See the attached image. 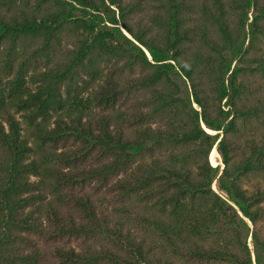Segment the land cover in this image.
I'll use <instances>...</instances> for the list:
<instances>
[{
  "label": "trees",
  "instance_id": "trees-1",
  "mask_svg": "<svg viewBox=\"0 0 264 264\" xmlns=\"http://www.w3.org/2000/svg\"><path fill=\"white\" fill-rule=\"evenodd\" d=\"M19 1L29 0H0V50L20 35L43 37L35 58L51 52L66 26L83 34L65 62L36 74L35 90L26 86V61L16 71L11 100L0 86V264H45L31 236L51 246L58 264H264V99L252 101L244 82L264 78V53L251 57L264 39V4L234 0L240 21L231 29L221 23L224 5L215 1L219 17H212L223 39L207 45H222L228 56L213 57L192 51L186 13L195 0H155L151 25L133 19L143 11L141 0H36L38 9L51 7L20 19L1 12ZM95 54L124 59L141 76L121 85L111 74L86 99L71 95L80 69L98 77ZM4 63L11 73L12 63ZM143 92L149 95L138 101L140 109L117 111L123 98ZM20 112L34 126L36 148ZM72 143L81 149L44 152ZM214 150L217 166L209 161ZM36 151L44 152L43 161L33 158ZM92 156L100 164L81 170ZM52 160L60 167H48ZM92 182L113 196L116 214L88 192L76 194ZM48 187L56 205L26 212ZM131 219L150 224L159 243L138 240L127 227ZM157 246L173 259L158 258ZM29 248L35 251L27 255Z\"/></svg>",
  "mask_w": 264,
  "mask_h": 264
},
{
  "label": "rangeland",
  "instance_id": "rangeland-1",
  "mask_svg": "<svg viewBox=\"0 0 264 264\" xmlns=\"http://www.w3.org/2000/svg\"><path fill=\"white\" fill-rule=\"evenodd\" d=\"M131 1L134 2L135 0ZM141 1L143 2V11L133 19L134 21H136L137 18L141 16L144 18L146 24L151 25V19L154 13L157 11L158 2L155 0ZM215 1L216 0H195L192 11L186 13V26L187 28H190L192 30L189 35L190 39L193 41L191 43V47L193 46L192 51L200 50V52H206L213 57H217L218 52L222 53L225 56H228V53L222 50V45L217 49H215L214 47V50L210 49V46L208 48L207 45L208 43L212 42L220 43L223 39L220 25L217 19L215 17H212L214 16L213 14L217 15V12L215 10L216 7L214 4ZM221 3L224 5V9L227 13L226 17H224V20H221V23L223 24V22L225 21V24L230 25L231 29H234L236 24H239L240 21V16L236 12L235 1L221 0ZM259 3L264 4V0H259ZM50 7L51 4H44L40 9H38L36 0H29L25 2L19 1L16 5L13 6L10 11L4 8L1 9V12L9 17L20 19L24 15H42L44 12H46V9ZM206 8L209 9L207 13L205 12L207 10ZM249 16L251 19H253L256 16V13L251 11L249 13ZM217 17H219V15H217ZM203 31H206L208 33L207 40L203 34ZM82 34V31L77 29L76 26H66L65 30L59 33L58 37L60 41H54L52 43L51 52H37V57L35 58H32V56L34 55L35 51H39L42 44L44 43L45 39L43 37L32 38L20 35L15 37L14 39L5 40L0 50V86L5 90L7 99L11 100L14 96V92L11 90V86L15 79L16 71L19 70L23 62H28V67H26L28 71V73L26 74V86L30 89L35 90L36 82L34 81V77L36 76V74L52 69L56 67V65L65 62L71 55V53L76 50V46L79 43L78 40L79 38H82ZM128 37L131 38L130 36ZM246 45L247 47L249 46V40L247 41ZM262 53H264V39H262L261 43L259 44V48L251 52V57L252 59H259ZM92 58L95 61L93 63V67L95 68V72H98V77L93 78L90 75H87L83 69H80L78 75L72 83L73 92H71V95H79L81 98L86 99L88 96H91V93L98 89L100 86L105 85V82L108 80V77L111 74L117 82L119 81L121 85L141 76L140 68L136 67L133 71L130 70L128 67H125L126 60L114 57L113 54L99 55V57H97V55L95 54ZM4 61L12 63L13 70L11 73H9V69L5 67ZM253 66L255 67L256 65ZM118 67L120 68L117 70ZM244 82L246 85L250 86V89L254 94L252 96V101L257 99L255 102L257 103L259 100L264 99V78L261 75L246 77L244 79ZM68 90L69 83L65 84V86H63L62 88L63 96L65 99L68 98ZM148 95L149 94L143 92L142 94L130 95L127 98H123V102H121V104L118 105V108L116 109L117 111L119 110L120 112H125L127 115L131 114L133 109H140L139 106H136L138 101H140L142 98H146V96ZM13 112L16 113L15 111ZM25 113L26 112H20L17 113L16 116L22 123L23 129L25 130V136L30 140V144L34 148H36V143L38 142L33 138V135L31 133L34 130V126H30L27 123L28 120L24 117ZM209 132L213 133L212 131ZM77 149H81L80 143H72L66 148L62 147L53 151L49 148H45L44 152H46L47 154H49L50 152L61 153ZM44 152L36 151V153H34L33 155V158H35L37 161H43L42 157L44 155ZM209 161L212 166H217L221 163V157L216 150H214V152L210 154ZM52 162L53 163H46L48 167H60V165H57L56 161L52 160ZM99 164L100 162L97 157L92 156L86 162H84V164L81 166V170H89L91 167L98 166ZM70 170L71 169H65L66 172H69ZM42 179V175L31 176L30 178L31 182L33 183L41 182ZM45 180L49 181V178L47 177L45 178ZM95 183L96 182H92V184L88 185L84 191H77L76 194L80 196L88 192L93 196L94 201L104 208L105 212L109 214H116V212L114 211V206L110 203V200L111 198H113V196L110 193H107L106 189L98 188L97 186H95ZM69 190V187L65 189L67 193H70ZM43 195H45L46 197L36 206L27 208L26 212L34 210V212L36 213L39 210L46 209V204L50 201L56 205L55 195L50 192L49 187ZM25 196H28V194H26ZM144 216L148 218V220L152 218L151 213H147V215ZM127 227L131 228L132 232L138 237V240H146L148 242L155 241L153 232H155L156 230H154V228L150 224L145 223L143 225H139L136 219H131V221L127 222ZM31 239L34 241L36 248L46 255L48 260L45 264H58L57 259H55L51 254V246L46 244L42 238L31 236ZM155 242L159 243L158 240H156ZM105 245L107 244L105 243ZM72 246H74L77 250H81L82 248L81 246L77 245V243H73ZM155 250L158 258H162L164 260L173 259L172 253H168L167 255L161 254L163 251V248L161 246L155 247ZM34 251L35 250L29 248L26 249L25 254L28 255L33 253Z\"/></svg>",
  "mask_w": 264,
  "mask_h": 264
},
{
  "label": "bare ground",
  "instance_id": "bare-ground-1",
  "mask_svg": "<svg viewBox=\"0 0 264 264\" xmlns=\"http://www.w3.org/2000/svg\"><path fill=\"white\" fill-rule=\"evenodd\" d=\"M214 152V151H213ZM218 153V152H217Z\"/></svg>",
  "mask_w": 264,
  "mask_h": 264
}]
</instances>
